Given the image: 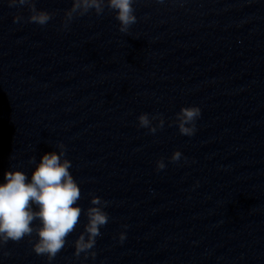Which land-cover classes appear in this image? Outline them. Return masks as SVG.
Returning <instances> with one entry per match:
<instances>
[{"label": "clouds", "instance_id": "9594fccd", "mask_svg": "<svg viewBox=\"0 0 264 264\" xmlns=\"http://www.w3.org/2000/svg\"><path fill=\"white\" fill-rule=\"evenodd\" d=\"M137 0H72L70 9L65 10L62 27L68 29L76 16H84L94 11L97 16L105 9L115 13L119 22V31L127 34L132 25L137 23L133 5ZM164 4L166 0H155ZM182 3L183 0H173ZM10 8L27 7L30 15L28 23L46 26L53 19L54 13L36 7V0H6ZM24 19L21 15L13 17L14 23ZM201 116L198 106L181 107L169 127L175 125L183 136L191 137L197 131L196 121ZM138 126L146 128L151 134L163 129L165 119L162 114L149 115L142 113L138 116ZM155 122V123H154ZM59 152L45 153L36 164L29 181L28 176L21 170H10L4 173L5 183H0V249L9 241L18 243L25 237L31 238L35 233L36 240L32 243V250L38 256H46L49 264L64 249L67 238L76 230L81 215L87 217L84 231L74 241V255L79 258L84 254L85 259L96 257L92 251L97 237L101 236V228L109 222V214L104 210L109 201L99 196H91V207L83 211L77 202L82 197L81 188L69 169L72 162L66 158V146L62 142L56 144ZM182 153L177 150L171 155L170 162H179ZM32 157L29 163H34ZM166 164L161 158L156 162V170L165 169ZM33 205L38 211L33 210ZM34 221L39 225L34 227ZM127 228V225H124ZM126 234H119V242L123 243ZM31 242V241H30ZM8 255V253H4Z\"/></svg>", "mask_w": 264, "mask_h": 264}]
</instances>
